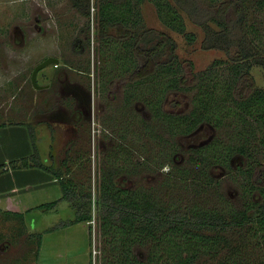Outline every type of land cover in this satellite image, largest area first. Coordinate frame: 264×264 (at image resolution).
<instances>
[{
    "label": "rangeland",
    "instance_id": "374dc122",
    "mask_svg": "<svg viewBox=\"0 0 264 264\" xmlns=\"http://www.w3.org/2000/svg\"><path fill=\"white\" fill-rule=\"evenodd\" d=\"M247 3L248 20L254 23L257 43L264 49V7L259 9L256 0ZM91 10L93 14L84 16L69 0H0V164L10 166V160L32 153L29 136L32 132L40 160L61 167L66 177L78 189L89 190L92 198L97 195L100 176L114 168L113 179L117 185L154 187L162 195L163 187L159 186L167 173L162 169L168 165L161 167L159 161L169 141L160 144L157 138L152 140L145 134L144 126L155 125L148 120L150 112L141 100L121 107L124 88L137 94L145 84L128 86L131 65L124 55H130L129 48L122 45L123 39L113 44L111 36L109 40L99 37L95 30L94 3ZM139 10L142 26L163 30L175 41L174 53L182 61L188 77L213 60L226 58L219 49L201 46L202 30L184 13L185 30L193 33V39L164 26L151 1L143 0ZM87 21L90 26L88 45L82 41ZM117 29L110 27L106 34L115 35ZM83 43L84 47L80 48ZM76 44L80 45L77 49ZM118 54L122 61L117 58ZM48 55L56 56L57 64L49 63L37 71L36 82L48 85L36 88L30 81L31 70ZM251 74L254 83L264 89L262 68L253 66ZM87 92L92 96L98 94L100 110L77 115V96ZM194 92L195 87L175 95L173 91L168 92L164 107L176 112L186 111ZM174 97L178 98L176 105L170 103ZM249 121L247 128L254 126V121ZM207 126L200 125L194 140L181 144V152L185 148L187 151L188 145L208 140L212 135L223 143H233L236 130L242 125L230 114L217 128ZM154 133L167 139L157 128ZM186 151L178 153L176 160L183 161ZM152 156L153 163L149 162L146 167L143 161ZM258 156L264 165V149ZM240 163V156L231 157L233 171H236L235 164ZM213 172L219 181L215 189L233 206H241L245 196L237 183L240 177L221 167ZM0 187L2 192H8L0 194V264H102L110 240L119 244L123 238L110 231L103 233L95 207L90 220L47 229L72 217L73 209L65 200H60L55 208L37 206L60 195L58 180L41 167L0 169ZM254 198L257 200L258 195ZM29 231L40 232L39 246L35 238L29 239Z\"/></svg>",
    "mask_w": 264,
    "mask_h": 264
},
{
    "label": "trees",
    "instance_id": "16d2710c",
    "mask_svg": "<svg viewBox=\"0 0 264 264\" xmlns=\"http://www.w3.org/2000/svg\"><path fill=\"white\" fill-rule=\"evenodd\" d=\"M69 1L87 17L93 14L94 3L99 37L109 40L111 36L113 44L123 39L122 45L129 48L130 55H124L131 65L128 86H145L137 94L124 88V105L141 100L150 112L148 120L155 125L144 126L145 134L152 140L157 138L160 144L169 141V150L159 161L161 167L167 164L170 168L159 186L163 193L159 195L154 187L150 190L117 185L114 168L100 176L97 195L92 198L90 191L78 189L61 167L40 160L32 132L29 136L33 152L10 160V166L1 163L0 169L36 166L58 180L60 195L37 206L55 208L65 200L73 216L47 229L90 220L95 207L103 233L110 231L123 237L119 244L110 240L102 264H264V165L258 156L264 149V89L254 83L251 74L255 65L264 72V49L257 43L254 23L248 20V0H149L164 26L193 39V33L185 30L184 13L202 30L201 46L219 49L226 55L192 72L190 77L174 53L176 43L172 37L163 30L141 25L139 9L143 0ZM256 3L259 9L264 7V0ZM113 26L119 28L117 34H106ZM83 33L81 40L88 45V21ZM116 56L123 60L120 54ZM188 65L191 67L190 61ZM193 87L188 110L176 112L164 107L168 92L175 95ZM170 103L176 105L178 98L170 99ZM230 114L242 125L236 130L235 142L223 143L212 135L181 152V144L192 142L200 125L217 128ZM249 119L254 126L247 128ZM156 128L167 139L153 134ZM184 151L183 161H177L178 153L185 154ZM234 155L240 156L241 162L235 164L236 171L230 165ZM152 159L153 156L143 164ZM217 167L240 177L237 183L245 196L241 206H233L215 189L219 181L213 171ZM30 236L39 246L40 232ZM143 247L146 250L141 251Z\"/></svg>",
    "mask_w": 264,
    "mask_h": 264
},
{
    "label": "flooded vegetation",
    "instance_id": "af4514ba",
    "mask_svg": "<svg viewBox=\"0 0 264 264\" xmlns=\"http://www.w3.org/2000/svg\"><path fill=\"white\" fill-rule=\"evenodd\" d=\"M56 64H57V62L54 63V65H56ZM47 85L48 84L46 83V86ZM46 86H44V87H46ZM77 97H78V100H79V102H76V105H75V110L78 113L77 115H79L80 112H81V115H86V114L89 115L91 113L92 109H93V111L94 110H96V111L100 110V105H101L100 102L101 101H100V99L98 97V94H95V95L92 96V94L90 95V93L87 92L86 95L81 96V97L78 95ZM124 104L125 103H124V100H123V104H121V107L124 108L126 106ZM102 107H103V105H102ZM78 108H79V110H78ZM108 117L112 118L109 115H108ZM32 232L33 231H29L27 233V235L30 236V233H32ZM29 239H32V238L29 237Z\"/></svg>",
    "mask_w": 264,
    "mask_h": 264
},
{
    "label": "water",
    "instance_id": "95a60500",
    "mask_svg": "<svg viewBox=\"0 0 264 264\" xmlns=\"http://www.w3.org/2000/svg\"><path fill=\"white\" fill-rule=\"evenodd\" d=\"M58 61V58L56 56H53V55H48L46 57H44L42 60H40L38 63H36L32 70H31V73H30V81H31V84L36 87V88H41V87H44L46 86V84H38L36 82V74H37V71L44 67L45 65L49 64V63H56Z\"/></svg>",
    "mask_w": 264,
    "mask_h": 264
},
{
    "label": "crops",
    "instance_id": "0c3cea01",
    "mask_svg": "<svg viewBox=\"0 0 264 264\" xmlns=\"http://www.w3.org/2000/svg\"><path fill=\"white\" fill-rule=\"evenodd\" d=\"M61 160H62V159H61ZM57 163H58V162H57ZM31 167H33V166H31ZM24 168H27V167H24ZM44 171H46V170H44ZM46 172H48V171H46ZM48 173H49V172H48ZM1 189H2V188L0 187V194H1V193L8 194V192H6V191H5V192H2ZM0 210H1V207H0Z\"/></svg>",
    "mask_w": 264,
    "mask_h": 264
},
{
    "label": "clouds",
    "instance_id": "9594fccd",
    "mask_svg": "<svg viewBox=\"0 0 264 264\" xmlns=\"http://www.w3.org/2000/svg\"><path fill=\"white\" fill-rule=\"evenodd\" d=\"M162 171H164V172H168V171H170V168L165 167V168L162 169Z\"/></svg>",
    "mask_w": 264,
    "mask_h": 264
}]
</instances>
